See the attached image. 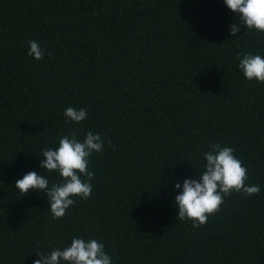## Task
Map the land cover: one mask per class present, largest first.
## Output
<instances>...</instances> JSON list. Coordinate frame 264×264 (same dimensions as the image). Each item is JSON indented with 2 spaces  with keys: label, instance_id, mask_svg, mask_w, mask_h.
Here are the masks:
<instances>
[{
  "label": "trees",
  "instance_id": "1",
  "mask_svg": "<svg viewBox=\"0 0 264 264\" xmlns=\"http://www.w3.org/2000/svg\"><path fill=\"white\" fill-rule=\"evenodd\" d=\"M236 20L224 0H0V264H33L74 236L103 242L113 264H264V83L236 58L264 57V33L232 36ZM33 39L43 60L28 55ZM68 107L87 118L66 123ZM71 130L100 133L104 151L91 197L53 219L47 195L15 181L58 183L42 149ZM216 142L261 190L232 193L194 228L175 195Z\"/></svg>",
  "mask_w": 264,
  "mask_h": 264
},
{
  "label": "clouds",
  "instance_id": "2",
  "mask_svg": "<svg viewBox=\"0 0 264 264\" xmlns=\"http://www.w3.org/2000/svg\"><path fill=\"white\" fill-rule=\"evenodd\" d=\"M226 6L238 17L230 26L232 36L246 28L248 31L264 33V0H224ZM28 55L35 60H43L45 49L36 40L28 42ZM47 55L51 56L48 52ZM242 57V58H241ZM239 69L247 80L264 83V57L259 54L237 53ZM88 109L68 107L64 110L66 123H80L87 118ZM109 147L115 145L109 139ZM105 140L100 133L89 131L81 141L77 132L71 130L59 140L56 148L42 149L44 159L40 166L48 173L57 172L60 181L49 186L47 176L36 171L26 173L23 178L15 181V188L21 196L30 191L44 193L49 198V209L53 219H60L67 210L76 203L74 197L89 199L91 197L94 173L89 171L93 153L104 151ZM205 170L198 178H187L182 191L175 195L178 206L177 219L191 221L194 228L208 222L210 216L220 211L225 197L232 193L245 196L259 194V185H248V169L235 155L233 147L222 146L219 142L211 143L209 150L204 152ZM176 189L181 184L176 182ZM39 259L33 264H113L111 255L105 251V244L96 239L85 240L74 236L69 246L56 248L50 253L38 252Z\"/></svg>",
  "mask_w": 264,
  "mask_h": 264
}]
</instances>
